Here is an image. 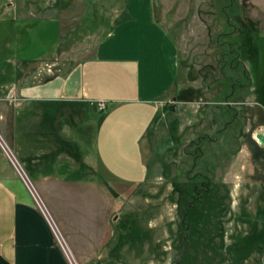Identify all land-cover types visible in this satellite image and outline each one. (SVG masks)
Here are the masks:
<instances>
[{"label": "rangeland", "instance_id": "obj_1", "mask_svg": "<svg viewBox=\"0 0 264 264\" xmlns=\"http://www.w3.org/2000/svg\"><path fill=\"white\" fill-rule=\"evenodd\" d=\"M20 1L0 0V30L12 42L11 59L18 46L34 65L28 75L47 86L90 55L100 35L94 31L110 26L112 13L128 4L55 0L67 12L63 20L51 10L24 15ZM152 6L179 48L177 98L186 109L178 115V139H171L168 122L159 128L155 141L165 140L145 180L123 184L116 195L121 239L113 264H264V145L257 132L264 111L251 103L249 86H261L264 73V0H152ZM6 77L0 68V81ZM221 108L228 115L216 124ZM0 175L23 180L1 145Z\"/></svg>", "mask_w": 264, "mask_h": 264}, {"label": "crops", "instance_id": "obj_2", "mask_svg": "<svg viewBox=\"0 0 264 264\" xmlns=\"http://www.w3.org/2000/svg\"><path fill=\"white\" fill-rule=\"evenodd\" d=\"M19 10H51L63 20L67 14L55 0H21ZM0 31V68L7 74L0 81V137L24 180L0 175V264H70L45 212L71 259L113 264L121 239L113 220L121 207L116 195L123 184L139 185L147 177L165 140L155 141L162 125L168 122L171 139H178V115L186 108L177 98V43L155 18L152 0H128L112 13L110 26L94 31L100 35L90 55L47 86L28 75L34 65L18 46L11 59L12 42ZM259 78L261 86L249 84L251 103L264 111V73ZM98 101L110 105L100 110ZM227 115L221 108L213 119L220 124ZM230 122L220 128L224 137ZM258 122L264 145V123Z\"/></svg>", "mask_w": 264, "mask_h": 264}, {"label": "built area", "instance_id": "obj_3", "mask_svg": "<svg viewBox=\"0 0 264 264\" xmlns=\"http://www.w3.org/2000/svg\"><path fill=\"white\" fill-rule=\"evenodd\" d=\"M11 99L13 101H18V99L17 98H14V97H11ZM97 104H98V107H99L100 110H106L109 107V105H110L106 101H98ZM45 214H46V216H47V218H48V220L50 222V225L52 227V230H53L54 234L56 235L59 244L63 248V250H64L67 258L69 259V261H70L71 264H74L73 261H72V259H71V257H70V253H69V251L67 249V245H66L63 237L61 236L58 227L51 221V219L48 217V214L46 212H45Z\"/></svg>", "mask_w": 264, "mask_h": 264}, {"label": "bare ground", "instance_id": "obj_4", "mask_svg": "<svg viewBox=\"0 0 264 264\" xmlns=\"http://www.w3.org/2000/svg\"><path fill=\"white\" fill-rule=\"evenodd\" d=\"M0 143L3 145V147H4L5 149H7V150L9 149V148L5 145V142L1 139V137H0ZM9 153H10L9 156H11V157L14 158L12 152L9 151ZM72 261H73V259H72ZM73 263L76 264L75 261H73Z\"/></svg>", "mask_w": 264, "mask_h": 264}, {"label": "water", "instance_id": "obj_5", "mask_svg": "<svg viewBox=\"0 0 264 264\" xmlns=\"http://www.w3.org/2000/svg\"><path fill=\"white\" fill-rule=\"evenodd\" d=\"M6 152H7L8 154H10V153H9V150H7V149H6ZM11 160H12V162L15 164V166H16L17 168H19L17 162L15 161V159H14L13 157H11ZM26 181H27V180H26Z\"/></svg>", "mask_w": 264, "mask_h": 264}, {"label": "trees", "instance_id": "obj_6", "mask_svg": "<svg viewBox=\"0 0 264 264\" xmlns=\"http://www.w3.org/2000/svg\"><path fill=\"white\" fill-rule=\"evenodd\" d=\"M119 223H120V222H119ZM118 228H119V230H120V224H119V227H118ZM120 235H121V234H120Z\"/></svg>", "mask_w": 264, "mask_h": 264}]
</instances>
